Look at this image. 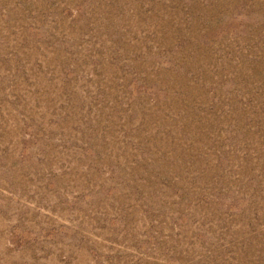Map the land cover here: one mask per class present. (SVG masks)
<instances>
[{
    "label": "rangeland",
    "instance_id": "1",
    "mask_svg": "<svg viewBox=\"0 0 264 264\" xmlns=\"http://www.w3.org/2000/svg\"><path fill=\"white\" fill-rule=\"evenodd\" d=\"M0 264H264V0H0Z\"/></svg>",
    "mask_w": 264,
    "mask_h": 264
}]
</instances>
